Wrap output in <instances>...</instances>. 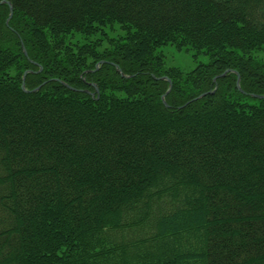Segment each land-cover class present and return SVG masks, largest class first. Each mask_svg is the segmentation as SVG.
<instances>
[{
	"label": "trees",
	"instance_id": "trees-1",
	"mask_svg": "<svg viewBox=\"0 0 264 264\" xmlns=\"http://www.w3.org/2000/svg\"><path fill=\"white\" fill-rule=\"evenodd\" d=\"M7 1L0 264H264V0Z\"/></svg>",
	"mask_w": 264,
	"mask_h": 264
},
{
	"label": "rangeland",
	"instance_id": "rangeland-1",
	"mask_svg": "<svg viewBox=\"0 0 264 264\" xmlns=\"http://www.w3.org/2000/svg\"><path fill=\"white\" fill-rule=\"evenodd\" d=\"M106 32L110 36H117L124 33V30L119 24H116L112 27L106 28ZM28 52V51H27ZM159 53L163 56L165 65L167 67H177L185 72L190 71L198 66L200 63H206L209 61L208 56L201 54L198 56L194 55V51L190 49H179L174 44H168L161 48H159ZM260 57L264 58V53L259 54ZM182 197H184V194L181 193V195H174L172 192L163 195L155 202V209L156 210H163V209H169L175 206L177 202H179ZM148 232L146 234L151 233L152 228H154V224H152V227L150 224L147 226ZM117 238H124V240L129 241L131 239H136L138 236V233L131 231H124L122 233H118ZM114 236V237H116Z\"/></svg>",
	"mask_w": 264,
	"mask_h": 264
},
{
	"label": "water",
	"instance_id": "water-1",
	"mask_svg": "<svg viewBox=\"0 0 264 264\" xmlns=\"http://www.w3.org/2000/svg\"><path fill=\"white\" fill-rule=\"evenodd\" d=\"M0 3H8L9 6H10V10H11L10 12H11V13H10V16H9V18H8V20H7V23H9V20L11 19L12 15H13V5H12V3H11L10 1H7V0H3V1H1ZM23 48H24V52H25V54L28 55L27 49L25 48L24 45H23ZM104 62H105V61H101V62L97 63V65H96V69H99L100 64H101V63H104ZM117 67H118V66H117ZM118 69H119V67H118ZM29 71H31V70H26L25 73H24V76H23V82H22V88H23L25 91H27V92H30V91H37V90H39V89L41 88L42 85H39L38 87H36V88H34V89H32V90H28V89L26 88V75H27V73H28ZM119 71L122 73L123 76L129 77V75L125 74L121 69H119ZM232 71H233V72H236V73L238 74L237 86H238L239 89H242V88H241V75H240L236 70L227 69V70L224 71L223 73L217 75V76L214 78V81L217 82V79H218V78L223 77V76L227 75L228 72H232ZM162 78H163V79H168V80L170 81V87H169L168 91L162 96V98H163V102L165 103L166 106H168L169 104H168L167 101H166V96H167V94L171 91V89H172V87H173V83H172V81L170 80V78H168L167 76H163ZM64 83H65V82H64ZM65 84H66L68 87L72 88V89H76V88H74L73 86H71V85H69V84H67V83H65ZM217 87H218V84H216L215 90L217 89ZM97 90H98V88H97ZM215 90H211V91H209V93H214ZM92 94H93V96L95 95L94 93H92ZM207 94H208L207 92L202 93L201 95H199L198 97H196L194 100L199 99V98H202V97H204V96L207 95ZM253 96H255V97H259V98H264V95L253 94Z\"/></svg>",
	"mask_w": 264,
	"mask_h": 264
}]
</instances>
